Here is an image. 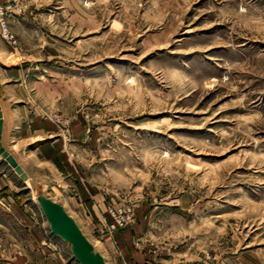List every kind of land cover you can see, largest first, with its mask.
Masks as SVG:
<instances>
[{
  "label": "rangeland",
  "instance_id": "1",
  "mask_svg": "<svg viewBox=\"0 0 264 264\" xmlns=\"http://www.w3.org/2000/svg\"><path fill=\"white\" fill-rule=\"evenodd\" d=\"M15 5L11 151L49 159L13 199L46 228L40 192L81 214L107 264H264V0Z\"/></svg>",
  "mask_w": 264,
  "mask_h": 264
},
{
  "label": "crops",
  "instance_id": "2",
  "mask_svg": "<svg viewBox=\"0 0 264 264\" xmlns=\"http://www.w3.org/2000/svg\"><path fill=\"white\" fill-rule=\"evenodd\" d=\"M11 1L17 3L18 0H0V4ZM0 94L5 97L2 110L6 140L3 146L7 149L5 147L7 143V150L12 153V148L19 146V139L16 137L18 140H16V143L14 142L15 144L11 148L10 143L13 142L11 138L13 135L16 136L14 134L15 130L23 127H21V120H19L16 110L13 108L15 103L13 102V96L9 94L6 82L1 80ZM47 151L49 150L41 153L37 151L36 166L31 158L12 154L20 162V165L29 176V180L33 181L35 178L34 168L41 167L49 159ZM17 181L23 184L27 183L0 157V264H64L63 257L57 249L62 248L61 245L65 242L54 236L49 227H44L40 218L36 217L27 205L13 199L14 185ZM63 206L66 208L65 205ZM72 217L87 236L84 230L91 232L89 220L81 214L79 219L78 216ZM100 252L102 251L100 250ZM104 257L106 259V256Z\"/></svg>",
  "mask_w": 264,
  "mask_h": 264
},
{
  "label": "water",
  "instance_id": "3",
  "mask_svg": "<svg viewBox=\"0 0 264 264\" xmlns=\"http://www.w3.org/2000/svg\"><path fill=\"white\" fill-rule=\"evenodd\" d=\"M4 103L5 97L0 94V157L26 182L29 176L2 144L4 133L2 108ZM37 203L47 220L51 233L68 244L72 257L79 264H107L103 254L97 250L62 204L53 201L46 192L39 193Z\"/></svg>",
  "mask_w": 264,
  "mask_h": 264
},
{
  "label": "built area",
  "instance_id": "4",
  "mask_svg": "<svg viewBox=\"0 0 264 264\" xmlns=\"http://www.w3.org/2000/svg\"><path fill=\"white\" fill-rule=\"evenodd\" d=\"M15 2L0 4V37L9 45L16 47L17 38L11 31L9 18L15 14ZM113 221L106 224L107 232L114 233L121 227L126 226L131 221V211L126 209L112 208L109 210Z\"/></svg>",
  "mask_w": 264,
  "mask_h": 264
},
{
  "label": "bare ground",
  "instance_id": "5",
  "mask_svg": "<svg viewBox=\"0 0 264 264\" xmlns=\"http://www.w3.org/2000/svg\"><path fill=\"white\" fill-rule=\"evenodd\" d=\"M13 155V154H12ZM14 156V155H13ZM15 157V156H14ZM15 159L17 160V158L15 157ZM18 162V161H17ZM19 165H20V163H19ZM21 166V165H20ZM22 167V166H21ZM39 195V194H38ZM36 200H37V197H36Z\"/></svg>",
  "mask_w": 264,
  "mask_h": 264
}]
</instances>
